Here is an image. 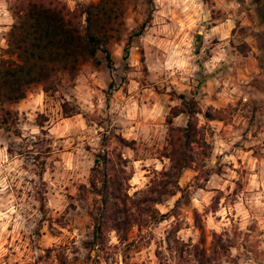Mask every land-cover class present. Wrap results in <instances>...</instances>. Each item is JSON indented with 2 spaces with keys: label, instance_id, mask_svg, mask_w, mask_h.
I'll list each match as a JSON object with an SVG mask.
<instances>
[{
  "label": "rangeland",
  "instance_id": "374dc122",
  "mask_svg": "<svg viewBox=\"0 0 264 264\" xmlns=\"http://www.w3.org/2000/svg\"><path fill=\"white\" fill-rule=\"evenodd\" d=\"M8 1L0 0V39L4 41L12 22ZM64 1L70 8H76L96 0ZM212 1V8L222 11L224 17L213 19L211 6L202 0H134L126 19L127 30L121 42L112 47V68L95 69L88 62L81 67L73 87L64 83L48 94L36 88L13 106L18 111V132L0 129V149L6 147L9 163L18 159L17 171L27 175L13 172L9 176L10 187L0 194L3 197L0 202H6L9 195L14 197L27 232H21L15 239L7 238L9 243L4 244L7 254L0 264H43L44 259L56 264L54 254L59 251L69 258L76 255L87 259L84 264H175L167 250L166 237L171 238L169 246H172L174 237L184 240L178 233L191 229L198 233L195 244L202 242L206 249L213 233H217L207 228L206 219L220 210L221 199L227 207L234 205L241 193L252 195L247 192L248 161L264 162V94L251 85L260 72L255 34L262 27L250 0ZM146 20L144 29L133 37L128 55L123 59L127 36L138 31ZM244 44L249 47L246 55L237 51ZM4 47L0 46V53ZM179 94L193 96L202 109L230 107L229 123H209L208 131L212 134L206 133V137L212 150L206 160L207 171L198 179L193 178L192 169L183 171L179 183L182 187L189 186L187 198L181 201L176 216L150 224L140 235L132 228L128 236L129 240L136 241L137 249H127V242L110 244L111 234L115 232L106 234L104 246H92L93 218L89 210L95 212V200L81 185H88L93 153L106 146L120 151L129 158L127 169L132 170L128 192L144 188L157 161L162 166L169 165L165 164L166 158L158 156L167 142L165 117L172 106L180 103ZM63 100L68 101L69 107L77 104L86 117L83 114L64 117ZM185 119L180 114L174 118V124L184 125ZM202 122L199 116V123ZM118 135L134 141L133 148L118 146L115 137ZM221 144L230 147L221 148ZM248 153L249 157L245 155ZM226 155L236 156L235 163L240 167L223 163ZM226 169L238 176L232 181L235 189L227 195L209 187L220 182L214 177L227 178ZM256 170L259 171V166ZM12 176L17 179L12 181ZM137 179L146 181L144 187L132 183ZM199 183L203 187L195 186ZM200 190L217 193L210 198L211 203L203 213L191 204L193 197L203 199L198 196ZM177 194L164 197L158 209H171L174 203L169 204ZM256 214H260L258 210ZM233 217L235 212L227 217L232 220L231 227L221 228L218 233L224 242L231 244L230 254L215 264H264V248L260 247L264 243L260 239L264 231L260 230L254 214L249 213V223L243 231L239 229L243 218L233 220ZM220 219L215 217L216 222ZM166 221L171 223L160 229ZM179 224L182 228L174 233V227ZM157 230L163 233V238L157 236ZM192 240L193 236L187 239L191 243ZM232 248L239 252L235 257L231 254ZM47 249L51 251L49 258L45 257ZM157 249L161 251L158 257Z\"/></svg>",
  "mask_w": 264,
  "mask_h": 264
},
{
  "label": "trees",
  "instance_id": "16d2710c",
  "mask_svg": "<svg viewBox=\"0 0 264 264\" xmlns=\"http://www.w3.org/2000/svg\"><path fill=\"white\" fill-rule=\"evenodd\" d=\"M133 1L96 0L70 8L64 0H9L8 11L12 22L4 34L5 47L0 53V129L18 132V111L13 106L23 100L28 92L40 88L44 94H48L57 91L64 83L73 87L78 72L88 62L95 69L112 68V47L114 43L121 42L127 30L126 19ZM202 1L212 8V0ZM226 1L241 3L245 0ZM250 2L262 27L255 34L258 50L256 60L260 72L251 85L264 94V0ZM211 17L218 19L224 14L212 8ZM147 22L127 36L123 59L128 55L131 40L141 34ZM248 50L246 44L237 49L242 55H246ZM177 96L180 103L172 106L165 117L167 142L158 156L160 159L166 158L169 165L162 166L159 171L155 169L144 188L129 195L128 181L132 177V170L127 169V166L130 160L122 156L120 151L106 146L93 153L88 185H81L94 195L95 200V212L89 210V216L93 218L92 246H104L106 234L115 232L119 242H127V249H137L136 241L129 240L128 236L132 228L135 227L140 235L142 229L150 224L176 216L181 201L187 198L189 186L182 187L179 183L183 171L192 169L195 172L194 179L207 171L206 160L212 150L206 137V133L209 136L212 134V131H208L209 123H229L230 107L202 109L193 96ZM68 105L67 100L61 103L64 117L75 114L86 117L77 104L73 107ZM262 112L264 114V105ZM180 114L186 116L185 123L175 125L174 118ZM199 116L203 118L202 123H199ZM115 137L118 146L133 148L134 141L120 135ZM204 178L206 181L207 177ZM195 186L201 188L203 184ZM177 193L180 195L173 207L161 212L157 205L162 203L164 197H172ZM219 198H216L217 202ZM181 228L180 224L176 225L174 233ZM221 237L213 233L210 246L206 249L202 242L193 244L179 237L173 238L172 246H169L170 237H166L165 242L175 264H215L230 254L231 244L224 242ZM50 252L47 249L45 257L49 258ZM155 254L158 257L161 251L157 249ZM54 258L56 264H84L87 260L76 255L69 258L60 251L54 254ZM42 262L53 264L45 259Z\"/></svg>",
  "mask_w": 264,
  "mask_h": 264
},
{
  "label": "clouds",
  "instance_id": "9594fccd",
  "mask_svg": "<svg viewBox=\"0 0 264 264\" xmlns=\"http://www.w3.org/2000/svg\"><path fill=\"white\" fill-rule=\"evenodd\" d=\"M0 46H5V41L0 39ZM34 132L38 131L37 129H33ZM229 145L221 144V148H229ZM216 151L223 155L220 148H217ZM246 156H250L251 154H245ZM237 157L234 155H226L223 157L224 162H231L235 167H240V165H236ZM20 161L13 160L9 163V158L7 155V148L0 149V176L3 178L0 179V194L4 193L10 187L9 176L13 172H17V175H27V173L18 172V166ZM151 163V161H149ZM169 162L165 160V164ZM214 165L216 163L215 159L211 161ZM7 165L5 168L4 166ZM139 165L137 164V167ZM259 166V171L257 172V167ZM162 165L157 161L156 162V170L159 171ZM249 170L248 176V188L247 192L252 193L250 196H245L244 193H241L240 198L234 205H229L227 207L224 206V199H221V207L220 210L217 211L214 215H209L206 219V226L208 229H215L217 233L221 231V228H230L232 225V220H229L227 217L231 216L233 212H235V217L233 220H236L237 217H242L243 222L239 223V229L241 231L246 230L247 224L249 223V213L252 212L254 214V218L259 222V228L261 231H264V162H257L254 159H250L247 164ZM227 172V178L223 177H214V179L220 181L218 183H214L209 185L210 188L219 189L221 192H225L226 195L230 194L232 189H235L236 185L232 183L233 180L238 179V176L235 171L225 170ZM4 173H8V175H4ZM143 174L141 173V177ZM12 181L17 179L16 176L11 177ZM133 184H139L142 188L146 181L142 179H137L132 181ZM19 186V185H17ZM136 189H133L135 191ZM255 190V191H253ZM132 193L130 192L129 195ZM217 193L215 192H205L204 190H200L198 196H202L203 199H199L197 197H193L191 200L192 207L203 213L204 208L207 207L211 200L212 196H215ZM179 193L177 197L173 198L170 202L169 206L174 203L176 198H179ZM3 200V197L0 196V201ZM247 204V208L245 207ZM160 207V206H157ZM0 209H4L0 211V261H2L3 256L7 254V249L4 247L5 243H9L8 237L12 236L14 239L20 235L21 232L26 233L27 230L24 229L25 221L19 215L17 211V207L15 206V200L12 195H9L6 202H0ZM257 210L260 214H256ZM161 212L167 211L166 208H160ZM221 217L219 222H216L215 217ZM171 221H166L164 224L160 225V229L165 228V226L169 225ZM11 227V232L9 228ZM74 235V233H73ZM157 236L163 238V233L157 230ZM178 236L182 237L185 241H187L189 236H193L192 243H197L196 237H198V233H194L191 229L186 231H181L178 233ZM261 240H264V237H260ZM110 244L115 245L118 243L115 233L111 234V239L109 241ZM11 246V245H10ZM154 247V244H153ZM261 248H264V243L260 245ZM16 251L19 252V248H16ZM22 254V253H21ZM231 254L233 257L239 254L237 248L231 249Z\"/></svg>",
  "mask_w": 264,
  "mask_h": 264
},
{
  "label": "crops",
  "instance_id": "0c3cea01",
  "mask_svg": "<svg viewBox=\"0 0 264 264\" xmlns=\"http://www.w3.org/2000/svg\"><path fill=\"white\" fill-rule=\"evenodd\" d=\"M226 20H228V19H226ZM211 122H215V123H219V122H220V123H222L221 121H211ZM211 122H210V123H211Z\"/></svg>",
  "mask_w": 264,
  "mask_h": 264
}]
</instances>
